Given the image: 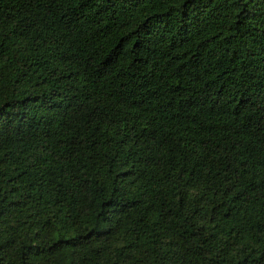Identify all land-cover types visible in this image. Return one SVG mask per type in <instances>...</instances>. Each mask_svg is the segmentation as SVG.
<instances>
[{
	"label": "trees",
	"instance_id": "trees-1",
	"mask_svg": "<svg viewBox=\"0 0 264 264\" xmlns=\"http://www.w3.org/2000/svg\"><path fill=\"white\" fill-rule=\"evenodd\" d=\"M0 264H264V0H0Z\"/></svg>",
	"mask_w": 264,
	"mask_h": 264
}]
</instances>
